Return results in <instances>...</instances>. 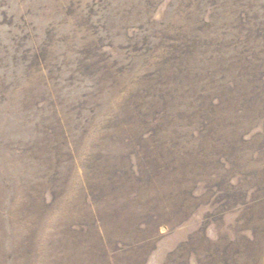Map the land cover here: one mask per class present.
I'll use <instances>...</instances> for the list:
<instances>
[{"label": "rangeland", "instance_id": "obj_1", "mask_svg": "<svg viewBox=\"0 0 264 264\" xmlns=\"http://www.w3.org/2000/svg\"><path fill=\"white\" fill-rule=\"evenodd\" d=\"M0 264H264V0H0Z\"/></svg>", "mask_w": 264, "mask_h": 264}]
</instances>
